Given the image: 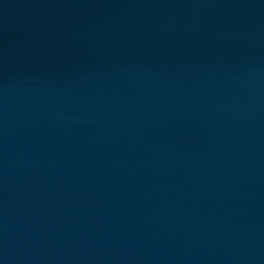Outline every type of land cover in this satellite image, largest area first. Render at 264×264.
Segmentation results:
<instances>
[{
  "label": "water",
  "instance_id": "95a60500",
  "mask_svg": "<svg viewBox=\"0 0 264 264\" xmlns=\"http://www.w3.org/2000/svg\"><path fill=\"white\" fill-rule=\"evenodd\" d=\"M0 264H264V0H0Z\"/></svg>",
  "mask_w": 264,
  "mask_h": 264
}]
</instances>
